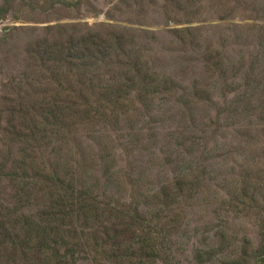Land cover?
I'll return each mask as SVG.
<instances>
[{"label": "rangeland", "instance_id": "374dc122", "mask_svg": "<svg viewBox=\"0 0 264 264\" xmlns=\"http://www.w3.org/2000/svg\"><path fill=\"white\" fill-rule=\"evenodd\" d=\"M88 34L118 59L94 64L71 93L68 63L33 54L44 39ZM13 87L24 96L13 108L22 138L0 140V154L34 144L30 129L54 130L48 146L75 166L73 184L97 213L109 205L57 234L75 264H130L120 251L157 254L150 264H264V0H0V97ZM58 98L72 107L49 115ZM18 190L2 180L0 208L33 215L40 201L20 204ZM131 204L139 216L115 210Z\"/></svg>", "mask_w": 264, "mask_h": 264}, {"label": "trees", "instance_id": "16d2710c", "mask_svg": "<svg viewBox=\"0 0 264 264\" xmlns=\"http://www.w3.org/2000/svg\"><path fill=\"white\" fill-rule=\"evenodd\" d=\"M95 40L96 38L91 34L80 36L76 40L68 39L64 43L44 39L33 55L44 51V55H57L54 58L55 61L61 62L60 59H62L67 62L70 70L66 73V77L73 74L71 79L75 86L73 90L69 89V92L77 93L82 90L83 85H87L85 78L87 70L98 68L94 64L102 60L101 63L108 66L109 61L116 63L118 59V57H109V47L105 50ZM89 47L94 50L95 54L89 53ZM40 60L44 59L40 58ZM59 62L54 63L55 70L60 67ZM117 69L112 71L110 80L118 78ZM94 74V79L89 83L97 87L93 82L98 72L94 71ZM55 81L60 82L61 80L56 79ZM140 81L145 82L146 80ZM101 98H99V108L94 109L99 116L104 118L107 115L102 108L106 110L105 104H109V99L104 98L102 103ZM118 98H113V100L117 101ZM23 100L24 96L18 87H13L12 92L8 94L3 92L0 97L1 104L11 105L0 109L1 114H9L7 126L0 131V140L6 145H9L6 140L10 137L13 140L22 138L17 131L18 124L13 108L17 110L21 108ZM16 104L18 107L15 106ZM72 105L71 100L54 99L50 103L51 113L49 115H61L62 111L71 108ZM85 105H87L86 114H91L92 107L89 100H85ZM50 131L53 135L47 137L46 129L40 127L37 130L30 129L25 136L34 144L21 149L19 153L7 150L6 153L0 154V182L4 179H11L18 183L20 204L29 206L34 201H40L39 207L33 210V215H24L21 218L14 214L15 205L0 208L2 210L12 207L8 213L0 214V264H75L76 250L74 247L69 246L64 251L61 247V252L59 251L60 242L63 241V237H56L59 231L65 226L73 228L74 222L85 223L91 218L97 219L101 214H109V205L102 213H97V199L93 198L88 191L79 189L73 184L71 172L75 166L69 161H64V153L61 150L48 146L52 140L57 143V132L51 129ZM58 132L66 140L65 129H59ZM61 137L58 140L63 143ZM41 140H46V148L40 145ZM62 165L65 168H62ZM131 206L132 204L121 208L116 206L115 210H121L119 213L121 217L139 216L138 210ZM125 207H128L127 210H124ZM104 230L105 239L110 244L113 239L109 236V229ZM114 235L118 236L119 233L116 232ZM142 244L147 243L142 240ZM156 256L157 254L148 252V259L142 257L134 259L120 251L118 258L130 264H150L155 261Z\"/></svg>", "mask_w": 264, "mask_h": 264}, {"label": "bare ground", "instance_id": "6f19581e", "mask_svg": "<svg viewBox=\"0 0 264 264\" xmlns=\"http://www.w3.org/2000/svg\"><path fill=\"white\" fill-rule=\"evenodd\" d=\"M212 94V93H211ZM137 99H138V97H137ZM215 99V98H214ZM223 121V120H222ZM225 122V121H224ZM230 123V122H229ZM176 148H177V146H176ZM161 149V148H160ZM162 150V149H161ZM174 150V149H173ZM177 150H178V148H177ZM176 154V153H175ZM173 159V158H172Z\"/></svg>", "mask_w": 264, "mask_h": 264}]
</instances>
